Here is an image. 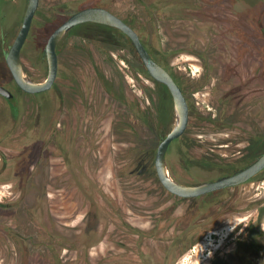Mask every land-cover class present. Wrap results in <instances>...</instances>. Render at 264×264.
I'll return each instance as SVG.
<instances>
[{
	"label": "rangeland",
	"instance_id": "374dc122",
	"mask_svg": "<svg viewBox=\"0 0 264 264\" xmlns=\"http://www.w3.org/2000/svg\"><path fill=\"white\" fill-rule=\"evenodd\" d=\"M153 1L40 0L23 48L28 75L37 81L46 78L48 39L73 12L91 5L111 8L132 21L189 100L186 136L175 139L167 152L172 175L194 183L245 167L264 152V48L241 49L239 63L221 52L220 65L213 50L215 42L196 37L193 26L197 23L191 16L185 23H176L173 18L183 13L172 8L166 13L168 18H156L153 10H160L164 0ZM174 1L188 3L191 7L187 9L197 15L206 10L188 0ZM232 1L239 27L238 17L264 10V3L245 8L239 0ZM27 6L28 0H11L12 43ZM79 26L74 38L59 44L60 70L50 89L24 94L13 83L19 99L24 97L26 103L17 115L0 103V134H8L0 148L17 154L35 146L42 149L30 155L37 154L33 165L40 174L29 182L20 203L9 194L8 186L0 185V264H104L102 252L119 249L112 242L121 239L132 244L131 254L118 258L113 252L108 264L126 259L133 264H162L159 255H146L150 247L143 241L163 250L167 240L160 227L163 216L155 219V225L151 219L169 204L174 224L166 231L174 246L185 247L171 264H264V213L260 210L264 171L245 183L190 201L168 195L158 180L156 154L176 123L169 88L149 73L126 35L111 28ZM249 26L247 34L256 27ZM253 39L259 43V37ZM77 50L89 61L79 72ZM92 92L96 102L91 108ZM13 105L19 106L18 100H13ZM127 106L133 113L126 112ZM198 139L215 149L213 160L198 151ZM217 151L224 158L220 159ZM128 176L153 190L152 198L137 197L141 206L134 209L128 206L132 197L123 187ZM118 207H123V216L118 215ZM175 214L181 218L178 222ZM192 217L213 228L187 247L180 242L186 238L180 228ZM255 224L263 253H259L260 247L251 246L250 228ZM105 228L107 242L102 240Z\"/></svg>",
	"mask_w": 264,
	"mask_h": 264
},
{
	"label": "flooded vegetation",
	"instance_id": "af4514ba",
	"mask_svg": "<svg viewBox=\"0 0 264 264\" xmlns=\"http://www.w3.org/2000/svg\"><path fill=\"white\" fill-rule=\"evenodd\" d=\"M157 1L158 0H154L153 4H154V2L156 3ZM123 2H125V0H120V3H123ZM188 2L196 3L197 7L199 6V8H204L206 10H204V12H200L197 15L196 13L188 10L189 7H191L188 5V3L178 5L175 3L174 0H164V3H163L160 10L157 7L154 8L153 15L156 18H160V19L165 18L168 16L166 13L172 12L171 10L173 8V9H175L174 10L175 13H180V14L183 13L182 16L173 18V20L176 21V23H181L183 21L185 23L186 20L188 19V15H189V17L191 16L193 18V20H195V22L197 23V24L195 23L196 26L195 25L193 26V30L196 34V37H202L203 38V36H204V38L212 39L213 42H215V43H213V50H214L216 57L218 59L217 62L220 65H221V60H220L221 59L220 58L221 52H223V54H227L229 60H231V61L233 60L236 63H239V60L241 58H243L242 54H240L241 49L244 48L245 51H248V50L250 51L252 49L256 50L257 46L260 49L264 48V10H260V12H258V15L255 14L253 16H248L247 18H239L238 17L237 22L240 25V27H239L235 23L236 22L235 20H237V17L235 16V13L233 11L234 7H235L233 1H232V3H230V0H188ZM239 2L242 3L243 6L246 8V7H254V3H255V5L257 4L258 6H262L264 3V0H254V1L253 0H239ZM226 7L228 8L227 11H225ZM163 11H165V12H163ZM114 12L117 13L119 16H121L125 21H127L129 24H131L139 32V30L136 28V26L134 24H132V21H130L128 18H126L125 15H122V13L117 12V11H114ZM175 16H178V15H175ZM183 17H184V20H183ZM168 20L169 21L172 20L171 17H169ZM84 24H86V23H84ZM251 24H254L256 26V27H254L255 30L253 33L250 32V34H247L245 32V29L248 28V26ZM81 25H83V24H81ZM104 25L109 26L112 29L115 28L116 30L121 32L123 35H126L131 40V38L126 33H124L122 30H120L119 28L111 26V25H107V24H104ZM236 31H239L240 33L236 32ZM139 34H140V36L144 42V39H143L140 32H139ZM64 37H63V39H64ZM253 37H255V38L259 37V43L258 44H257V41H255V39H253ZM12 45H13V43H12V29H11V0H0V85L3 88H5L4 91L0 90V103L7 104L8 110L10 111V113L17 115L18 112L20 113L21 110L25 108L26 103L23 101L24 97H22V98L20 97V99H19L18 91L13 89L15 84H16L17 88L20 89L21 92H24V94L33 93V92H28V91L24 90L17 83V81L15 80V78L12 74L11 67H10L9 62H8V55H9V52L12 48ZM58 47H59V45H58ZM23 48L21 51V59H22V62L24 64V67L26 69L25 60H24V56H23ZM147 48H148V46H147ZM149 51L151 52L150 49H149ZM58 53H59V50H58ZM151 54L153 55L152 52H151ZM44 55H46V57H47L46 50H45ZM59 60H60V58H59ZM59 70H60V68H59ZM58 75H59V73H58ZM234 75H236V74H234ZM233 76L232 75L229 76L228 79H232ZM12 79L14 80V82ZM13 83H14V86H13ZM7 90L13 92V96H8L5 92ZM35 93H39V92H35ZM13 100H18L19 106H17V105L12 106ZM7 135H8L7 131L0 134V143L2 141H4V139ZM37 147L38 146L32 147L27 152H25V153L21 152L19 154L15 153V151L12 152L11 150L9 152L3 151L0 148V185L8 186V191L10 192L9 194H11V195L13 194L12 198H16L17 203H20L24 199L25 193L28 190L29 182L34 179L35 175L38 176V174H40V171L38 172L35 169V166L33 165L38 158V156H36L37 154L35 156H30L31 154H34V152L36 150L42 152V149L41 148L37 149ZM156 171H157V169H156ZM263 171L264 170H262L261 172H263ZM13 175H14V177H13ZM184 183H187V182H184ZM161 184H162V182H161ZM238 185H240V184H238ZM162 186L166 189L168 195H176L174 193H171L163 184H162ZM235 186H237V185H235ZM231 187H233V186H231ZM227 188H230V187H227ZM216 191H218V190H216ZM213 192H215V191H213ZM209 193H212V192H209ZM209 193H207V194H209ZM204 195H206V194H204ZM176 196L178 199H184L185 200L187 198V197H181L178 195H176ZM201 196H203V195H201ZM197 197H200V196H197ZM189 198H196V197H189ZM118 213H117L118 215L123 216L121 208H118ZM161 216H163V217H161ZM160 217H161V219H163L160 222L161 223L160 227L162 226V230L164 231L163 235L167 239L166 242L164 243L165 245H163V250L160 251V249H156L154 247H151V246H153V245H151V243L149 244L147 241H143L144 246L150 247L149 251L147 250L145 253L148 256L159 255L160 256L159 258L161 259L160 263L171 264V262H172V260H174L173 258L175 256H177V255L179 256V255L184 253L185 247H184V249H181V247H183V246H181V247L174 246V244H175L174 240L170 239L171 238L170 234H168L166 231L167 229L171 228V225H172L171 224L172 215L170 212V204L165 205L164 211L162 213L159 212L157 217L153 216L151 220L154 222L155 219L160 218ZM120 219L123 220L122 217H120ZM153 225H155V222ZM116 226H117V224H116ZM256 228L258 229L256 224L251 226V228H250L252 239H253L251 246L256 247V248L260 247L259 253H263V250H262L263 247L261 245L257 244L258 240L256 238L257 237ZM107 231L108 230H106V228H105V230H103V234H105V236H103L102 240L105 242H107V240H108V239H106L107 238L106 235H108ZM159 235H161V234H159ZM112 243H115L114 247H119V249H114V248L109 249V250L106 249L104 252H102L101 256L103 257L104 260H106V262L104 264H108L109 256L112 255L113 252H115L117 254L118 258L119 257L121 258L122 254L125 255V254H128V252H130V254H131V252H132V248H133L132 244H130V242L127 240L121 239V240L113 241ZM127 257H131V256L127 255ZM261 258H263L262 255H261ZM115 262L119 263V264H133V261H131V259L122 260L121 262H118V261H115Z\"/></svg>",
	"mask_w": 264,
	"mask_h": 264
},
{
	"label": "water",
	"instance_id": "95a60500",
	"mask_svg": "<svg viewBox=\"0 0 264 264\" xmlns=\"http://www.w3.org/2000/svg\"><path fill=\"white\" fill-rule=\"evenodd\" d=\"M39 5L40 0H28V6L22 26L8 55V62L12 74L17 83L24 90L35 93L48 90L53 86L58 77L60 68L58 45L70 30L76 26L89 22L111 25L119 28L131 38L149 73L156 80L164 83L172 94L176 123L161 140L156 154V169L158 177L162 184L171 193L187 198L197 197L209 192L247 182L264 170L263 152L256 160L240 170L216 179H209L195 183H184L172 175L168 165L167 152L171 143L175 139L184 135L188 130L191 116L189 100L181 84L177 81L172 72L151 54L139 32L108 7L101 5L86 6L76 10L64 20V22L52 32L45 48L49 67L46 78L40 81L31 78L22 62L21 51L30 34ZM0 90L4 91L5 88L0 85ZM7 91L5 92L8 96H13V92L9 90Z\"/></svg>",
	"mask_w": 264,
	"mask_h": 264
},
{
	"label": "trees",
	"instance_id": "16d2710c",
	"mask_svg": "<svg viewBox=\"0 0 264 264\" xmlns=\"http://www.w3.org/2000/svg\"><path fill=\"white\" fill-rule=\"evenodd\" d=\"M88 25H94V26H99V27H102V28H111V27H109V26H106V25H104V24H100V23H91V22H89V23H86V24H83V25H80V26H88ZM79 26V27H80ZM112 29V28H111ZM115 29V28H114ZM75 33H76V29L74 28L73 30H71V31H69V33L64 37V39H66V38H74V35H75ZM63 39V40H64ZM80 51L79 50H77L76 51V57H77V59L80 61V64H77L76 65V70H77V72H79V70H80V68L83 66V64H84V62L86 63V62H89L88 61V58H87V55H84L83 53H79ZM94 96H93V92L91 93V96H90V101H89V104H90V106H91V108H92V106L94 107L95 106V102L96 101H94ZM130 105V104H129ZM98 106V105H97ZM131 106V105H130ZM130 106H127V109H126V112H130V113H133V110L131 109V107ZM223 121H225V120H223ZM220 122H222V121H220ZM223 123V122H222ZM186 133H187V131H186ZM186 133L184 134V135H182L181 137H183L184 138V136H186ZM180 137V138H181ZM196 146L198 147V151L199 150H201V151H203V153L205 154V156L206 157H204V158H208V159H212L213 160V156H215V155H217L216 154V151H215V149H214V151H212V149H210V148H208L206 145H205V143L204 142H202V140L201 139H198L197 141H196ZM218 152V151H217ZM218 156H219V158L221 159V158H224L223 156H220L221 155V153H219L218 152ZM124 154L121 152L120 153V157L122 158V156H123ZM171 170V169H170ZM171 173H172V170H171ZM260 174V173H259ZM258 174V175H259ZM258 175H256V176H258ZM255 176V177H256ZM255 177H253L252 179H254ZM158 180H159V178H158ZM123 187H124V189L131 195V199L128 201V206L129 207H131V208H133L134 209V207L135 206H141L140 204H139V199L137 198V197H140V198H142L143 197V195H144V198L145 199H148V198H152L151 196H152V193H151V191H153V190H151L150 191V189H149V187H148V185L145 183V182H139V180H137L136 179V177H133V178H130L129 176L125 179V181L123 182ZM164 188V187H163ZM164 190L166 191V189L164 188ZM169 192V191H168ZM133 194H134V196H133ZM187 200H192L193 198H186ZM143 206V205H142ZM153 208H154V202L152 203V205H151ZM118 208H121V209H123V207H118ZM161 212V211H160ZM162 213V212H161ZM261 213H264V205L262 206V208H261ZM260 213V214H261ZM174 219H177L176 221L178 222V220L179 219H181L178 215H174ZM203 220V219H202ZM174 221H171V224L173 225L174 223H173ZM187 222V221H186ZM172 228H174L175 230H177L178 229V227H172ZM213 228V226H212V224H210V225H203V224H201L200 222H198V223H196V219H194L193 217H192V219L191 218H189V220H188V222H187V224H184L180 229L182 230H184L183 232V234H185V237L186 238H184V239H180L179 237H180V234L177 236V238L178 239H180L181 241L180 242H182V243H186L187 244V247H192V245L193 244H195L198 240H199V238H201V236L205 233V231L206 230H209V229H212ZM191 233H193L192 235H193V237L192 236H189V237H187V235H190ZM171 237V236H170Z\"/></svg>",
	"mask_w": 264,
	"mask_h": 264
}]
</instances>
